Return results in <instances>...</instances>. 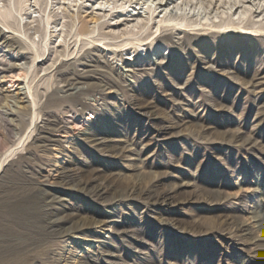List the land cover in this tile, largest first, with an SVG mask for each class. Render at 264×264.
<instances>
[{
  "label": "rangeland",
  "instance_id": "374dc122",
  "mask_svg": "<svg viewBox=\"0 0 264 264\" xmlns=\"http://www.w3.org/2000/svg\"><path fill=\"white\" fill-rule=\"evenodd\" d=\"M49 13L0 44V71L44 59L0 102V264H264L262 16L123 37L67 17L47 46Z\"/></svg>",
  "mask_w": 264,
  "mask_h": 264
},
{
  "label": "bare ground",
  "instance_id": "6f19581e",
  "mask_svg": "<svg viewBox=\"0 0 264 264\" xmlns=\"http://www.w3.org/2000/svg\"><path fill=\"white\" fill-rule=\"evenodd\" d=\"M41 1L47 3L45 8H43V5L40 3ZM1 2L2 7L0 6V10L7 9V3L4 0H1ZM112 6L113 8H117L116 11H112V8H110ZM49 8L50 13L48 19L50 20L54 17H57V19L48 22L47 24L48 26H51V28L49 27L50 29H46V32L43 33L42 40L43 42H46L47 46L52 43V37L64 38L69 23L66 21L67 17L74 19V21H72L74 27L81 24L80 26H82V29L89 28L90 33L86 34L89 36H94L99 29L101 30V28L104 27L109 29L110 33L117 34L121 37L125 36L127 33L142 31L143 33H149L150 35L154 25H157L158 32L164 26H167L165 24L172 21L174 22L180 18L185 19L187 17H197L198 19L207 21L211 20L213 21V25L217 26V24H215L216 19L221 20L223 16L234 17L236 15L240 18L250 16L251 19L262 16L257 23H260V28L264 29V0H18V2L15 1L14 8L9 9L11 10L9 11L10 15L13 17L16 15L14 21L0 20V44H9L12 38V40L17 38L15 37V33L26 31L31 24L38 21L37 16L45 19L44 17H46ZM82 13L86 14L85 16L90 17V22H83L80 20V15ZM34 14L39 15L35 16ZM104 18L108 19V21L102 22V19ZM23 21L25 23H23ZM198 24L200 23L198 22ZM74 27L73 30L75 29ZM37 28L38 27L35 29ZM187 29L183 30L187 31ZM48 33L50 38L48 37ZM22 34L24 35V33ZM78 35L81 36L83 34L80 32ZM145 38L148 39L149 36L138 38V40L141 41L139 43L140 47L148 46L151 43ZM17 42L19 49L27 48L31 50L34 48L36 49V54L39 50L36 48V42L33 39L29 42L26 41L28 43H23L18 39ZM25 44L27 47H25ZM143 52L144 53L140 55V57L145 61L156 60L165 55V52L159 47H155L154 52L151 54L147 52V49ZM34 57V61L31 63L32 65H29V57L24 55L18 61L12 62L10 65H7L6 69L0 71V73H5L2 76V81L11 82L7 89L3 87L0 88V102H8L12 97L11 90L13 87H20V90L27 89L26 84V86H20L17 84V81L22 80V76H24L23 78L26 80L30 74L31 68L44 62V59L37 61V58L41 57L40 55ZM141 59L128 58V60L132 61ZM132 66L131 63H127L125 69L131 71L130 67ZM27 91V93H29L28 95L32 96V90L28 88ZM5 115L6 114L3 111H0V119H5Z\"/></svg>",
  "mask_w": 264,
  "mask_h": 264
}]
</instances>
